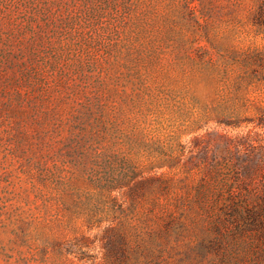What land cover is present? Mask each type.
Wrapping results in <instances>:
<instances>
[{
	"label": "rangeland",
	"instance_id": "1",
	"mask_svg": "<svg viewBox=\"0 0 264 264\" xmlns=\"http://www.w3.org/2000/svg\"><path fill=\"white\" fill-rule=\"evenodd\" d=\"M261 8L0 0V264H253L199 207L196 167L264 144L217 122L237 57L264 50Z\"/></svg>",
	"mask_w": 264,
	"mask_h": 264
},
{
	"label": "trees",
	"instance_id": "2",
	"mask_svg": "<svg viewBox=\"0 0 264 264\" xmlns=\"http://www.w3.org/2000/svg\"><path fill=\"white\" fill-rule=\"evenodd\" d=\"M256 24L264 25L262 8L256 14ZM236 61L243 68L242 82H233L238 97L220 108L217 122L264 129V50L247 51ZM249 107L255 115L244 117L240 109ZM252 132L249 130L246 136ZM240 138L220 157L213 155L210 161L205 158L196 167L200 174L197 203L216 216L212 221L216 229L235 237L234 242L253 245V264H264V144L259 139Z\"/></svg>",
	"mask_w": 264,
	"mask_h": 264
}]
</instances>
